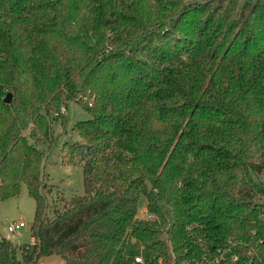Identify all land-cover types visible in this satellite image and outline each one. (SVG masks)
I'll return each mask as SVG.
<instances>
[{"label": "trees", "instance_id": "obj_1", "mask_svg": "<svg viewBox=\"0 0 264 264\" xmlns=\"http://www.w3.org/2000/svg\"><path fill=\"white\" fill-rule=\"evenodd\" d=\"M69 100L84 191L49 205ZM263 169L264 0H0V200H35L0 264H264Z\"/></svg>", "mask_w": 264, "mask_h": 264}, {"label": "rangeland", "instance_id": "obj_2", "mask_svg": "<svg viewBox=\"0 0 264 264\" xmlns=\"http://www.w3.org/2000/svg\"><path fill=\"white\" fill-rule=\"evenodd\" d=\"M61 111L62 118L59 112H53L49 117L48 127L52 141L39 145L44 150L42 169L46 186L43 191L46 193L49 205L62 196L68 198L74 194H82L84 191L82 167L63 160L61 149L65 141L78 138L72 126L76 120L89 117V113L82 103L76 100H69L61 106ZM257 177L264 181V169ZM144 201V197H141L139 207L142 215H144L142 212ZM34 212L35 200L28 193L26 184L22 182L16 195L0 200V235L18 244L33 243L34 237L30 228ZM19 220L25 223L23 227L13 231L7 229L10 222ZM40 262L41 264H64L63 258L54 253L41 256Z\"/></svg>", "mask_w": 264, "mask_h": 264}, {"label": "built area", "instance_id": "obj_3", "mask_svg": "<svg viewBox=\"0 0 264 264\" xmlns=\"http://www.w3.org/2000/svg\"><path fill=\"white\" fill-rule=\"evenodd\" d=\"M63 108V107H62ZM24 225V222L22 220H19L17 222H10L8 225H7V229L9 231H13L21 226ZM136 259H138V257H136Z\"/></svg>", "mask_w": 264, "mask_h": 264}, {"label": "water", "instance_id": "obj_4", "mask_svg": "<svg viewBox=\"0 0 264 264\" xmlns=\"http://www.w3.org/2000/svg\"><path fill=\"white\" fill-rule=\"evenodd\" d=\"M11 97H12V93H11V91H7L6 94H5V96L3 97V100H4L5 102H10Z\"/></svg>", "mask_w": 264, "mask_h": 264}, {"label": "crops", "instance_id": "obj_5", "mask_svg": "<svg viewBox=\"0 0 264 264\" xmlns=\"http://www.w3.org/2000/svg\"><path fill=\"white\" fill-rule=\"evenodd\" d=\"M24 225H25V223H24ZM24 225H23V226H24ZM23 226H21V227H23ZM19 228H20V227H19Z\"/></svg>", "mask_w": 264, "mask_h": 264}]
</instances>
